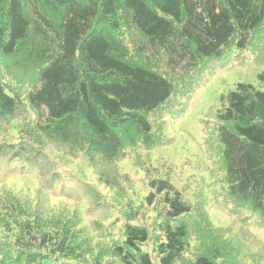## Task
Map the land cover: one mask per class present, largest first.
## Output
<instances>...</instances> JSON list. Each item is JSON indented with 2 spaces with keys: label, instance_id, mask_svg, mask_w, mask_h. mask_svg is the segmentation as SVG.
Here are the masks:
<instances>
[{
  "label": "trees",
  "instance_id": "trees-1",
  "mask_svg": "<svg viewBox=\"0 0 264 264\" xmlns=\"http://www.w3.org/2000/svg\"><path fill=\"white\" fill-rule=\"evenodd\" d=\"M256 46L262 66L264 0H0V264H264V89L222 94L209 198L139 152Z\"/></svg>",
  "mask_w": 264,
  "mask_h": 264
},
{
  "label": "rangeland",
  "instance_id": "rangeland-1",
  "mask_svg": "<svg viewBox=\"0 0 264 264\" xmlns=\"http://www.w3.org/2000/svg\"><path fill=\"white\" fill-rule=\"evenodd\" d=\"M261 48L256 46L243 53L232 52L218 63L208 62L207 66L211 67L208 76L205 75L204 80L194 86L193 94L189 96L185 94L187 87L183 86L185 97L178 99V105L182 100L181 106L178 110L175 109L174 113L170 108L166 121L160 123L163 124L160 133L163 137L161 139L164 140L157 146L151 147L149 151L139 150L150 164L165 172L180 189L183 190V186L187 184L185 190L193 192L192 196L196 197V193L198 195L202 189L208 198L211 196L209 189L214 181L211 180L208 172L216 170V165L219 164V157L215 155L214 150L217 147L216 136L219 125L216 112L223 104L222 94L234 89L239 82H249L259 89H264V83L258 74L264 71V65L256 64L257 59H261L258 54ZM195 77V79L199 78V72ZM170 105H173L172 102ZM165 114L166 111L160 109L154 113V116L160 118ZM120 164L127 167L131 173L141 171L133 164L131 157ZM220 171L218 169V172ZM209 212L215 226H231L238 231L241 229L239 224L234 222L233 216L219 207L211 206ZM197 216L204 217L201 213ZM251 230L257 238V241L249 242V251L254 252L264 240V230L258 228Z\"/></svg>",
  "mask_w": 264,
  "mask_h": 264
}]
</instances>
